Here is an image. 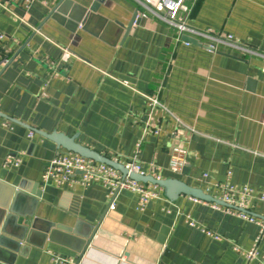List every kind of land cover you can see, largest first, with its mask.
<instances>
[{
  "label": "crops",
  "instance_id": "obj_1",
  "mask_svg": "<svg viewBox=\"0 0 264 264\" xmlns=\"http://www.w3.org/2000/svg\"><path fill=\"white\" fill-rule=\"evenodd\" d=\"M60 1L0 0V181L24 194L19 211L32 212L40 231L16 254L0 249V264H50L53 255L81 264H264V234L258 259L237 250L250 251L260 227L212 203L164 195L141 209L140 195L123 189L105 213L102 183L84 186L76 175L44 184L62 151L40 133L75 137L124 164L137 157L146 174L215 198L224 184L249 187L251 212L264 217V0H187L189 28L232 44L182 31L137 0H101L96 12L97 0H67L52 15ZM174 145L187 149L179 174L169 170ZM10 154L18 167L4 165ZM48 223L81 234L100 226L81 254L77 241L44 239Z\"/></svg>",
  "mask_w": 264,
  "mask_h": 264
},
{
  "label": "built area",
  "instance_id": "obj_2",
  "mask_svg": "<svg viewBox=\"0 0 264 264\" xmlns=\"http://www.w3.org/2000/svg\"><path fill=\"white\" fill-rule=\"evenodd\" d=\"M137 1L149 12L168 23L177 26L182 31L200 34L217 42L232 44L230 37L226 39L222 37H213L210 33L200 32L189 28L185 23V16L189 12L187 0ZM0 4L2 5V3ZM15 17L18 20H21L19 17ZM212 47L214 48V46ZM70 56L71 53L68 50H65V57L69 58ZM147 98L152 106L159 104V101L156 98L148 96ZM186 156V148L177 145L172 146L170 148L169 170L176 174L181 173L186 165ZM20 163L21 158L17 155L14 156L11 154L8 155L4 161V165L7 167H18ZM125 165L131 171L143 175L146 174L137 161V157L130 159ZM76 175H80L78 182L84 186H89L93 183L104 184L110 191L109 196L111 200L114 199L115 193L118 190L127 189L138 193L140 195L141 209H145L151 201L162 199L164 197L163 190L159 186L150 183L144 184L137 182L130 177L124 178L121 172L112 166L85 158L74 152H61L57 154L43 172L42 180L44 184L54 183L57 186H63L67 183L77 182ZM220 188L221 196L217 197V199L225 202L228 206L212 203L215 208L235 213L250 222L256 223L260 227V235L257 238V243L250 251L245 252L237 247V250L245 254L248 259H258L259 254L257 251V245L264 234V217L254 215L251 212L250 204L254 196L252 189L244 187L241 190H238L230 184L221 185ZM193 199L198 200L196 198ZM258 200L264 202V194L259 196ZM113 202L111 203L110 209H114ZM190 224L192 226L196 225L195 221H191ZM203 231L208 235L213 236L215 239H221L220 235L210 230ZM50 264H81V262L75 260L73 257L53 255Z\"/></svg>",
  "mask_w": 264,
  "mask_h": 264
},
{
  "label": "water",
  "instance_id": "obj_3",
  "mask_svg": "<svg viewBox=\"0 0 264 264\" xmlns=\"http://www.w3.org/2000/svg\"><path fill=\"white\" fill-rule=\"evenodd\" d=\"M100 1L101 0H97V2H95L90 8L92 12H96L98 10ZM66 2L67 0H61L53 10L52 15L61 16L63 12L62 7L65 6ZM135 20L136 15H134L129 25L125 27L126 34H128L134 26ZM183 39L189 43H198L196 39L189 36H184ZM0 115L5 117L2 113H0ZM6 118L10 119L9 117ZM40 133L48 139L54 141L59 148H61L62 152H74L84 156L85 158L112 166L116 170L120 171L124 178L130 177L137 182L145 184L150 183L159 186L163 190L165 197L171 201H176L181 195H187L201 201L228 206L225 202L215 198L209 193H206L203 189L192 187L180 179L173 177L158 178L152 174L143 175L138 172L131 171L124 163L106 157L99 152L76 142L75 137H68L57 132ZM118 192L119 190L116 191L115 194ZM22 196H24V194L17 190L16 187L9 186L0 181V228L3 230V235H1L0 238V249L5 248L13 254H16L19 251L21 241L26 240L27 243L32 244V234L34 232H40L35 229L37 228L36 221L32 224L29 221V219L33 217V213H21L19 211L18 205H21ZM112 202L113 200L109 202L105 213L110 209ZM22 218L25 219L24 223L20 222V219ZM103 218L104 216H102V219ZM99 226L100 224L96 227L91 226L89 232L81 234L78 233L77 229L65 227L61 224L57 225L55 223H48L46 228L42 231L43 233L40 234L44 239H48L52 242L69 244L70 242L67 239L77 241L78 245L76 247V251L83 254L92 243Z\"/></svg>",
  "mask_w": 264,
  "mask_h": 264
}]
</instances>
